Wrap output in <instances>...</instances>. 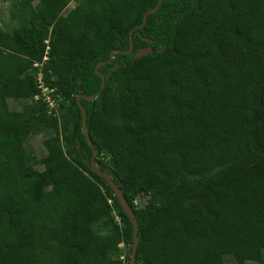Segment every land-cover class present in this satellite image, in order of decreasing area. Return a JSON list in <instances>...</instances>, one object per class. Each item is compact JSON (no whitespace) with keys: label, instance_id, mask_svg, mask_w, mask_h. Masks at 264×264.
<instances>
[{"label":"trees","instance_id":"16d2710c","mask_svg":"<svg viewBox=\"0 0 264 264\" xmlns=\"http://www.w3.org/2000/svg\"><path fill=\"white\" fill-rule=\"evenodd\" d=\"M37 1L29 26L0 32V264H128L133 226L91 167L80 93L95 94L80 99L95 163L137 220L134 264H264V0H163L141 27L158 0H80L66 14L71 0ZM36 62L77 121L31 162L29 134L71 118L34 99Z\"/></svg>","mask_w":264,"mask_h":264},{"label":"rangeland","instance_id":"374dc122","mask_svg":"<svg viewBox=\"0 0 264 264\" xmlns=\"http://www.w3.org/2000/svg\"><path fill=\"white\" fill-rule=\"evenodd\" d=\"M80 0H71L68 5L63 9L62 13H68ZM37 0L32 1L31 4L29 2H21V0H0V32H11L14 27L17 26H29L31 24L32 19V10L31 5L36 6ZM49 56L46 55V58L43 61H48ZM42 65H38V69L35 70V66H33L32 74L34 79L40 71ZM42 73V72H41ZM56 78V76H53ZM49 97L53 101V106H46L48 115L55 116L60 121V116L67 115L71 118L69 122H67L65 126V130H62L61 123L57 127L46 128L45 126L36 130H33L26 142L25 147L29 156V161L32 162V157H43L46 154V149L43 146L42 141L49 135H59L62 140L67 138V140L71 139L72 130L76 124L77 117L75 108L70 104L69 99L65 93L60 92L59 90L53 88V90L49 93ZM35 99V98H34ZM9 106L13 110H19L22 107L23 101L10 98L8 99ZM107 164L113 165L111 161L110 155L106 154V152H101V154L97 158ZM35 168L42 169L43 165L36 164ZM128 169V168H127ZM117 170V168H116ZM131 170V169H128ZM129 175L134 179V171H129ZM137 175V174H136ZM147 201V196L144 194H138L134 200V204L138 207L143 206ZM129 252V248L124 244H119L118 255L120 259L124 258V255ZM224 264H239L235 259L233 254L226 253L222 256ZM242 264H261L260 259L256 260H247Z\"/></svg>","mask_w":264,"mask_h":264},{"label":"water","instance_id":"95a60500","mask_svg":"<svg viewBox=\"0 0 264 264\" xmlns=\"http://www.w3.org/2000/svg\"><path fill=\"white\" fill-rule=\"evenodd\" d=\"M163 0H158L156 5L153 7V8H150L148 9L147 11H145L144 15H143V18H142V23L140 25H138V27H141L145 24L146 22V18H147V15L151 14V13H154L155 11H157V9L160 7L161 3H162ZM132 31L133 29L130 31V35H129V48L128 50L124 51L125 53H131L132 50H133V45H132ZM153 49L151 47H147V48H140L138 49L136 52H135V57H140V56H143L144 54L146 53H149V52H152ZM115 51H112L110 53V58L109 60L107 61H110L112 58H113V53ZM107 61H101L99 63L96 64L95 66V71H97V73L101 76V85H100V89H102L104 87V83H105V78L104 76L98 72V68L104 64L105 62ZM95 97V94L93 95H90V96H86L84 94H78L76 95V101L78 103V106H79V109L81 111V115H82V120H81V130L84 134V136L86 137L89 145L91 146L92 148V157H91V160H90V164H91V167L92 169L99 175L101 176L102 178L105 179V181L107 182V184L112 188L116 198L118 199L120 205L122 206L123 208V211L126 213V215L129 217L130 219V222L133 226V231H132V235H133V240H132V244H131V253H130V258H129V261H128V264H134L135 262V254H136V249H137V244H138V225H137V220H136V217L130 207V205L128 204V201L124 195V193L122 192V190L118 187V185L114 182V180L112 179V177L104 172V171H101L98 166L96 165L95 163V156H96V150L94 148V145L90 139V136H89V133H88V130H87V127H86V118H87V115H86V111H85V108L84 106L81 104V101L80 99L81 98H86L88 100H91Z\"/></svg>","mask_w":264,"mask_h":264},{"label":"built area","instance_id":"2783aa9c","mask_svg":"<svg viewBox=\"0 0 264 264\" xmlns=\"http://www.w3.org/2000/svg\"><path fill=\"white\" fill-rule=\"evenodd\" d=\"M46 58V54H45V56H44V59ZM34 66L36 67V66H38V63L36 62V63H34ZM43 76H42V73L41 72H39L38 74H37V76H36V82H37V86H38V88L40 89V94H38V95H35V99H39V98H42L43 99V101H45L46 103H47V105L48 106H53L52 104H53V101L51 100V98L49 97V93L53 90V88H50V87H48L46 84H45V82H44V80H43V78H42Z\"/></svg>","mask_w":264,"mask_h":264}]
</instances>
